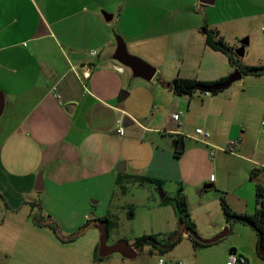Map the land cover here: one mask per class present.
<instances>
[{
  "label": "crops",
  "instance_id": "1",
  "mask_svg": "<svg viewBox=\"0 0 264 264\" xmlns=\"http://www.w3.org/2000/svg\"><path fill=\"white\" fill-rule=\"evenodd\" d=\"M214 4L0 0V199L11 211L0 216V264H38L27 262L28 249L16 243L27 234L55 237L51 226L56 222L71 241L86 231V223L105 217L114 230L112 204L120 173L132 176L125 185L139 181L136 176L160 180L166 192L157 203L181 188L201 238H213L228 227L222 196L238 213L258 210L257 186L264 187V75L244 76L217 94H177L167 85L177 77L219 81L235 71L226 54L207 45L206 29L218 30L226 40L234 29L235 40L228 44L236 53L247 20L264 16V0H234L230 11L251 12L212 20ZM105 13L113 18L107 20ZM237 23L242 25L238 29ZM116 36L123 37L130 53L157 68V81H135L132 70L114 58ZM260 50L255 61L238 56L244 64L264 65V44ZM122 91L128 92L124 99ZM177 112L179 120L173 118ZM198 127L210 137L201 139ZM232 141H237L235 153L229 150ZM177 149L183 151L180 157ZM39 172L42 190L36 189ZM103 187L111 191L107 210L97 208L102 199L95 191ZM90 197L98 198L97 206ZM36 209L40 220L32 215ZM161 221L166 219L152 221L149 234L167 233ZM229 233L228 241L207 246H195L184 233L169 250L154 247L170 255L158 254L152 264L162 257L167 264H227L230 251L251 264H264L260 237L251 225L234 223ZM121 239L126 238L114 242ZM90 240L89 246L70 248L72 261L63 264H142L122 254L98 261L99 241ZM9 251L16 260L7 256Z\"/></svg>",
  "mask_w": 264,
  "mask_h": 264
},
{
  "label": "rangeland",
  "instance_id": "2",
  "mask_svg": "<svg viewBox=\"0 0 264 264\" xmlns=\"http://www.w3.org/2000/svg\"><path fill=\"white\" fill-rule=\"evenodd\" d=\"M233 1L234 0H217L216 3L213 5V7L216 5L215 6L216 8H211L213 12L210 15V18L212 20H216L217 18H222L225 15L229 17H233L242 14H249L251 12L248 11V8L242 9V11L240 9H237L236 12L230 11L229 8L231 2ZM239 23H237L238 24L237 29L239 28V26L240 27L242 26ZM247 23L249 25L248 26L246 24L247 31H245L246 33H244L243 35H240L241 39H239V40L248 39V45L246 47L245 54L242 56L245 59L248 60L250 59L255 61L258 59L257 56L260 53L259 52L260 47L263 48V44H264V32L262 31V26L264 25V16L250 18L247 20ZM233 31L234 29H231L228 32V37H227L228 41L225 39L227 42L229 41L233 42L235 40L232 35ZM127 49L129 52H131L128 46ZM132 54L136 55L134 53ZM159 77H160L159 75H156L155 78H152L151 80H146L144 78L137 77L135 78L136 79L135 81H142L143 84L145 83L148 84L150 81H157ZM261 110L263 111L262 107H260V111ZM39 174L40 172L38 173V175ZM126 186H127L126 191H123L120 188L117 189V191H115L114 202L112 204V211L115 212L117 218L115 219V229L110 230L108 243L109 244L115 243L114 241L117 240V237L123 235L125 236L126 240L130 243L132 247H134L136 250L141 252L138 254L136 258H133L132 260H136L137 262L142 264L145 263L152 264L153 257L158 256L159 254L157 253V250L154 248L155 246L153 244H146L144 245L143 248L137 249L135 245L136 238L143 234L150 233L152 226L151 223L154 219H156L157 221L166 219L164 223H162L161 221L162 223L161 228L164 229L163 232L167 231V233H163V232H162L163 234L159 233V237L163 242H168L169 236L175 231H173L172 233H168V232H170V230H173V228H175V225H177L176 228L179 230L181 227V223L178 218V215L177 214L175 215L176 212L174 211L173 206L168 208V206L163 205L162 203H157V201L161 198L162 195L161 192L165 193L166 189L164 190L163 188H158L155 184L149 182L142 183L140 181L128 182L126 183ZM110 192H111L110 189L108 190L107 188L104 187L99 188L95 191V194L99 195L102 199V204L97 207L99 208V210L102 209L107 210L106 200ZM96 201H98V198L90 197V202L92 203V205L97 206V204H95ZM36 211L37 212H34L32 215L36 217L38 220H40L41 218L40 212L38 209H36ZM10 212L11 211H9L6 207V202H3L0 199V216L8 215L10 214ZM22 213H23L22 215H26L25 211H23ZM55 224H56L55 226L60 227L58 222H56ZM87 224L88 223H86V225ZM62 230L64 229L61 226L58 230L59 232L55 235V237L51 236L49 232L47 233L46 236L38 237V238H34L32 237V235L27 234L26 236L21 237L20 241H18L16 245H19L20 249H23L25 247L28 249L27 250L28 254L27 255L23 254L24 256H27V262L33 261V262H37L38 264H53L55 261H57L63 264L65 262L68 263V261H72L71 259H69V255L67 254L70 248L79 247V246L86 247L91 244L90 239H92V237H94L97 242L99 241L100 238V230L93 225L88 226L86 231L80 234L79 238H77L75 241H71L68 233ZM230 238H231V233H229L224 239L225 241H228ZM40 247H43L42 248L43 252H37V254H31L32 251H35L37 248ZM56 248L59 250H57ZM59 251L61 252L60 254L56 253ZM160 254L162 256H165V258L170 255L169 251L167 250H161ZM117 255H120V257H122L120 253H114L110 257H116ZM7 256L10 259L16 260V255L13 254L12 251H9ZM54 257L55 260L53 261ZM109 259H113V258H109ZM260 259L262 258L260 257ZM253 264L255 263L253 262Z\"/></svg>",
  "mask_w": 264,
  "mask_h": 264
},
{
  "label": "trees",
  "instance_id": "3",
  "mask_svg": "<svg viewBox=\"0 0 264 264\" xmlns=\"http://www.w3.org/2000/svg\"><path fill=\"white\" fill-rule=\"evenodd\" d=\"M207 28V26H206ZM206 43L208 46H210L212 49L220 51L228 57V60L230 64L235 68V70H238L241 72L242 77L244 76H263L264 75V65H248L244 64L241 61V58L236 55L233 47L228 44V42L224 39L223 36L220 35L218 30L214 29H206ZM226 78H223L219 81H208V80H199L195 78H184V77H177L175 78L172 83L171 87L173 88L174 92L177 94H193L197 91L206 93L211 92L212 94H217L218 92L224 90H211L214 85L217 83L224 81ZM183 151L181 149L176 150V156L180 157L182 155ZM132 176H123V174H119V177L117 179L118 186L123 191L127 190V186L123 184L125 179H129ZM140 182L145 183L149 182L152 184H155L158 188H162V182L158 179H153L150 177H139L136 176ZM134 180V179H133ZM221 206L223 210L224 217L228 223V227L226 229H230L231 226L234 223H243L251 225L259 234L260 237V244L262 248L264 249V187L261 185L257 186V201L259 204L258 210L254 214H243L238 213L232 209V207L228 204L226 198L222 196L220 198ZM161 203L163 205L171 204L173 205L176 214L178 215V218L181 223V230L175 231L169 236L168 242H163L161 238L159 237V234H143L141 236H138L135 240L136 248H143L146 244H153L155 247L163 246L167 247V250H169L171 247H173L177 242L181 241L184 238V233L188 231V237L192 240L195 246H207L210 245V243H203L198 238L194 237V233H197L196 230V224L192 220L190 211L188 209V203L186 200L185 195L182 193V189H179L178 194L175 197H169L165 196ZM103 221H106L107 223V229L108 233L110 235V221L108 217H105L104 219H101ZM55 233H58L57 226L52 225L51 226ZM165 250V249H164ZM264 259V255H261ZM95 259L98 261L104 260V257L99 256L98 254V248L95 253Z\"/></svg>",
  "mask_w": 264,
  "mask_h": 264
},
{
  "label": "water",
  "instance_id": "4",
  "mask_svg": "<svg viewBox=\"0 0 264 264\" xmlns=\"http://www.w3.org/2000/svg\"><path fill=\"white\" fill-rule=\"evenodd\" d=\"M201 2L205 4H214L216 0H201ZM107 20H111L113 18V15H108L107 13L104 14ZM117 47L116 51L114 53V58L120 62L122 65L130 68L133 72V75L135 77L144 78L146 80H151L155 77L157 73V68L153 66L148 61L144 60L143 58L133 55L130 53L127 49L126 41L121 36H117ZM243 45L236 50L237 55H244V45L248 44V39L242 40ZM242 78V74L240 71L235 70L229 77H227L224 81H221L214 85L211 90H219V89H225L232 85L233 82L239 80ZM168 86L171 85V83H167ZM128 95L127 91H122L121 99H124ZM4 108V99L3 95L0 94V116ZM118 169L120 171H124L125 167L118 166ZM44 188V178L43 173H40L38 175L36 189L42 190ZM162 196H164V193H162ZM90 223L85 225L84 229L88 227ZM93 225L100 230V238H99V245H98V254L101 257H108L114 253H120L123 256L127 258H134L137 256L138 252L137 250L130 245V243L126 239H121L113 244L108 243V229H107V223L106 221L101 222H95ZM185 233H188L185 232ZM229 234V229H225L218 233L215 237L210 239L201 238L197 233H194V237L198 238L203 243H213L219 240L224 239ZM261 245V244H260ZM260 251L264 253V249L262 246H260ZM231 254H235V251H230Z\"/></svg>",
  "mask_w": 264,
  "mask_h": 264
},
{
  "label": "built area",
  "instance_id": "5",
  "mask_svg": "<svg viewBox=\"0 0 264 264\" xmlns=\"http://www.w3.org/2000/svg\"><path fill=\"white\" fill-rule=\"evenodd\" d=\"M262 30L264 31V27H262ZM121 70L124 69V66H120L119 67ZM87 74L89 75V73L87 72ZM55 96L56 98H58L59 102H62V99H61V95L56 92L55 93ZM180 115H181V112H177L173 115V118L175 120H179L180 119ZM262 124L264 125V116H263V120H262ZM125 130H124V127H120L119 128V133L122 135L124 134ZM196 134L203 140L207 139L208 137H210V132L203 128V127H198L196 128ZM236 144H237V141H232L231 142V148L229 149L231 152L235 153L236 150ZM213 154V152H212ZM237 263H243V264H251L250 261L248 260V258H246L245 256L243 255H238V254H230L229 255V258L227 260V264H237ZM159 264H167V261L165 260V258H160L159 259Z\"/></svg>",
  "mask_w": 264,
  "mask_h": 264
}]
</instances>
